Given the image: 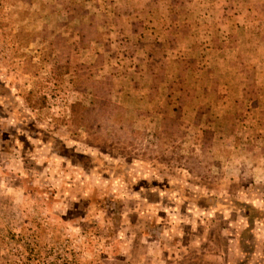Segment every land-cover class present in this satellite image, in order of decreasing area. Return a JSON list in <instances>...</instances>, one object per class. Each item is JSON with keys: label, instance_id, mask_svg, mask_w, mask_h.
Wrapping results in <instances>:
<instances>
[{"label": "rangeland", "instance_id": "obj_1", "mask_svg": "<svg viewBox=\"0 0 264 264\" xmlns=\"http://www.w3.org/2000/svg\"><path fill=\"white\" fill-rule=\"evenodd\" d=\"M0 264H264V0H0Z\"/></svg>", "mask_w": 264, "mask_h": 264}]
</instances>
